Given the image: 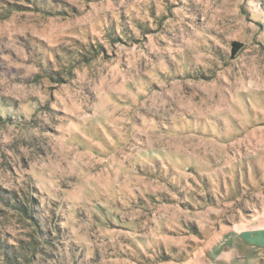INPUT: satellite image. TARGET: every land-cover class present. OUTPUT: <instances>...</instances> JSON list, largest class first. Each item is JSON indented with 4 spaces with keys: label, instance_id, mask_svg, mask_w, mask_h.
Segmentation results:
<instances>
[{
    "label": "rangeland",
    "instance_id": "1",
    "mask_svg": "<svg viewBox=\"0 0 264 264\" xmlns=\"http://www.w3.org/2000/svg\"><path fill=\"white\" fill-rule=\"evenodd\" d=\"M8 116L25 264H264V0H0Z\"/></svg>",
    "mask_w": 264,
    "mask_h": 264
},
{
    "label": "trees",
    "instance_id": "2",
    "mask_svg": "<svg viewBox=\"0 0 264 264\" xmlns=\"http://www.w3.org/2000/svg\"><path fill=\"white\" fill-rule=\"evenodd\" d=\"M122 38V35H121ZM111 41L113 42H120V36H114L110 37ZM231 51L232 54H236L242 44L238 41H233L231 44ZM94 54H97L96 52L93 53L91 56H95ZM57 80V79H56ZM12 120V117L8 116L6 118L0 117V124L5 122H10ZM32 196V195H31ZM0 204L4 206L3 208H7L9 210H14L18 212L19 214L24 215L26 218H28L34 225V228L37 230V232L40 234L41 243H47L51 241L50 234L47 232V228L45 226V222L40 220V214H39V207L36 205L35 199L31 197H25L22 196L21 198L15 197L14 194L10 193L9 195H4L2 192H0ZM2 211H5L6 209H0ZM42 218V215H41ZM35 245L37 244L36 241H34ZM35 245H29L26 246H18L16 247L19 252L16 253V250H14V247L9 246L5 244L3 245V241L0 239V258H1V264H25L27 262H30L31 255L35 253L37 250V247Z\"/></svg>",
    "mask_w": 264,
    "mask_h": 264
}]
</instances>
